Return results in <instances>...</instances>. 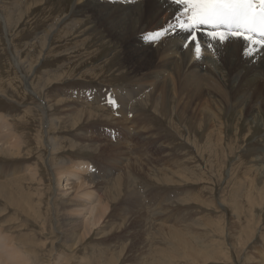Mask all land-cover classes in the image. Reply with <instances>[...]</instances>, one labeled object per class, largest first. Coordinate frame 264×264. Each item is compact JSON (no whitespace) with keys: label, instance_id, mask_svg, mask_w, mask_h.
<instances>
[{"label":"rangeland","instance_id":"374dc122","mask_svg":"<svg viewBox=\"0 0 264 264\" xmlns=\"http://www.w3.org/2000/svg\"><path fill=\"white\" fill-rule=\"evenodd\" d=\"M36 1L0 0V115H6L9 120V126L0 129V141H3L0 142V168H25L19 169L14 178L4 177V190L20 200L22 207L8 200L4 213L7 217L3 221L13 216L9 227L15 235L24 237L22 240L17 238L15 245L28 258V264H169L171 261V264H261L262 261L264 264V174H255L254 171L243 175L245 169L254 166L262 169L264 166V97L258 100L261 104L255 110L260 122L251 117L246 106L242 110L225 108L223 117L216 123L199 110L201 115H195L191 109L184 120L182 115L174 112L175 107L181 111L175 99L165 110L153 103L146 104L144 121L137 116L130 119L122 105L126 102L119 99V108H116L106 100L114 91L134 87L131 82L137 78L135 75L147 76L142 83L156 81L159 52L149 49L143 51L145 58H138L139 52L132 44L140 36H131L132 33L116 37L110 35L96 8L88 10L81 19L84 22L82 26L87 27L85 32L82 28L80 35L68 33L72 25L70 19L79 0ZM4 15L9 29L4 24ZM10 16L12 18L9 19ZM149 16L144 13L141 20L149 21ZM57 22L60 24L55 26ZM166 36H158L156 44L165 41ZM189 39L186 38L187 42ZM205 40L200 39L203 52L214 55L212 50H205ZM185 49H194V46ZM259 53L262 56L264 50L259 49ZM237 56L239 58L240 55L237 53ZM219 63L214 60L215 65ZM240 66V61L233 64V68ZM238 81L241 85V78ZM152 89L154 91L155 87L145 91ZM90 91L101 95L105 91L107 98L97 104L95 100H86L81 93ZM189 93L186 90L182 94L188 96ZM158 95L162 97V92L159 91ZM57 98L65 100L59 104ZM151 98L147 100L152 101ZM194 99L203 106L212 105L213 110L219 107L216 101H209L200 93H195ZM67 101L82 110L102 107V110L92 113L105 119L89 121L78 114L73 116L76 120L69 118L63 114V108L70 104ZM154 109L157 110L154 112ZM106 112L118 120L125 119L128 126L105 121ZM45 115L51 123L46 122ZM103 121L105 123L99 125ZM184 123L189 130L183 129ZM130 126L131 130L128 129ZM90 130L94 132L92 136ZM10 131H15L23 141L19 152L7 150ZM86 131L89 133L84 135ZM142 134H145V139L140 138ZM94 141L100 147L97 151L91 148ZM109 142L131 151L121 147L115 150L108 148ZM57 144L58 149L55 150ZM125 155L129 158L125 159ZM169 157H173L174 162H169ZM114 158L123 161L120 171L113 162L110 163ZM65 159V167L69 169L63 174H66L64 180L60 177L61 186H57L58 169L55 165ZM133 164L145 167L147 175L139 167L137 171ZM26 165L36 168V172L26 169ZM80 167L88 169L85 174L77 173ZM105 170L109 173L106 178L112 177L114 181L125 174L126 182L121 185L105 183L103 192L102 184L88 181L93 177L90 173L100 177L107 173ZM70 183L81 184L82 188L72 189ZM116 184L120 187L113 190L107 212V215L113 214L100 223L103 229L91 225L92 231L81 243L73 245L69 242L65 236L66 215L62 202L70 198L85 203L83 195L94 194L97 189L103 195ZM92 198L94 201H87L94 209L99 206V200L96 196ZM183 199L187 201L183 202ZM125 200L126 211L120 214L116 206ZM5 205L0 197V206ZM164 208H168L164 210L165 214L162 212ZM157 209L162 214L156 212ZM83 215L84 212L76 214L80 224L86 219ZM124 215L129 220L127 216L123 219ZM183 216L188 217L186 222L190 228L184 229V225L179 223ZM235 221L241 226H235ZM163 223L170 226L164 227ZM123 224V230L115 229ZM175 231L180 235H175ZM111 257L114 260L107 261Z\"/></svg>","mask_w":264,"mask_h":264},{"label":"bare ground","instance_id":"6f19581e","mask_svg":"<svg viewBox=\"0 0 264 264\" xmlns=\"http://www.w3.org/2000/svg\"><path fill=\"white\" fill-rule=\"evenodd\" d=\"M79 1L76 2V7H75L74 12H73L74 15L70 19V21L72 22V25L69 28L68 33L72 34L73 32H77V34L80 35L82 33L81 29L84 28L82 26V24L84 22L81 19H84V16L87 15L88 10L94 11V10H92V8H96V11H98L100 14V21H102L103 24L108 27L107 31L109 32L110 35H113L116 37L117 35L124 36L126 34L132 33L131 36H133V35L140 36L139 40H137V42L136 41L133 42V44H132L134 46V49L137 52H139L138 58H145L146 55H143V53H144L143 51H147L149 49L155 50V52L156 51L159 52L158 61H157L156 67H155L156 72H157V74L155 76L157 78L156 81H151V82L147 81L146 83H142L143 81L146 80L147 76L143 75L142 77H140L141 75L140 76L135 75V76H137V78H135L131 82V83L135 84L134 87L121 88V89L111 93L110 97L116 99L117 101H119V99H121L122 101L126 102V104H122V105L125 106L126 115L128 117H130V119H134L135 116H137L140 120L144 121V120H146V117H147L146 116L147 115L146 104L153 103V104H156L158 106H161V108L165 110L167 105H169V102L171 104V101H173V99H175L178 103V108L183 112L178 111L176 107L174 109V112L176 114L182 115L183 118L185 117V114L187 115L188 112H190L189 109H191V110H193L192 112H194L195 115L196 114L197 115L199 114L198 116H200L201 114H203L204 116L206 115L208 119H211L214 123H216V121H220L221 118L223 117V111L225 108L230 110V108H232V107H238L240 110H242L244 108V106H246V111H248V113H250L251 117L255 118V121L260 122V118L258 116H256L255 110H256V108L258 109V105L261 104V103L260 104L258 103V100L260 98L264 97V73L262 74L263 69H262V67H260V66H262L261 65L262 61L264 62V54L262 56H260V53H259V49L264 50L263 47H259L258 45L253 46L248 41H245L242 38H235V37H232L233 40H231L229 38L227 41L221 43L218 41L211 40L210 37H208L205 33L198 32L197 35H198L199 41L201 38L207 40V44H206L207 46L205 47L206 48L205 50H208V51L212 50V52L215 53L214 55H216V57L214 55H212L213 53H211V55L213 56L212 57L211 55H207L206 53L203 52L202 57L197 58L194 49H185L184 50V44L187 43L186 38L190 37L188 32L181 31L178 28H170L167 32V36L165 38V41H162V42L160 41L157 44H156V39L153 40L149 36V34L152 35V34H155L157 32H160L161 30L165 29L167 26H169L170 23H172V24L176 23L174 17L179 12H182L183 9L181 6L172 4L171 0H100V1L99 0H79ZM144 13L147 15H150L149 17H147V19H149V21H142L141 20L143 18ZM11 14H14V13H11ZM4 16L5 17H4L3 21L5 22V20H7V18H6V15H4ZM10 18H12V17L10 16L9 19ZM154 21H155V23H152ZM58 23L59 22H57L55 24V26H58ZM4 24H6L7 29H9L8 24L6 22ZM127 25H129V26L131 25V26L128 27ZM85 30H87V27L84 28L83 32H85ZM147 30H149V32L147 34L143 35V33H145V31H147ZM52 31H53V29H52ZM46 35H47V33H46ZM50 35H51V33H49V36ZM163 35H165V34H163ZM141 37H143V38L141 39ZM140 41H143V43L145 45L142 44ZM147 44H149V45H147ZM190 44H188V46H190V48L192 47V45L195 46L194 42L190 43ZM209 45H212V48H210ZM154 47H155V49H154ZM255 47H257L259 49H256ZM213 48H214V51H213ZM193 53L195 54L194 58H197V59L192 62L191 59H194ZM237 53L240 55L239 58L237 56ZM215 59L220 62L219 65L214 64ZM236 61H240L241 66L238 68H233V64L236 63ZM147 62L150 64L151 61L148 60ZM216 63H218V62H216ZM16 64H17V62H16ZM166 72H167V74L165 75ZM260 74H261V77H260ZM167 75H169V78L166 77ZM159 77H160V80H158ZM240 78L242 81L241 85H239V83H237V82H239L238 79H240ZM149 87L150 88L155 87V90L153 91V89H152L150 91H145L146 88H149ZM27 88H28V86H27ZM186 90L190 91L188 96L185 94H182ZM143 91H145V92H143ZM159 91L162 92V97H160V95H158ZM147 92H149V93H147ZM152 93H156V94H152ZM195 93L196 94L200 93V94L206 96L208 98V100L210 99L212 101H216V103L219 105V107L214 108V110H215L214 111L212 105H206L204 103L205 105L203 106L202 103H200V102L198 103V101L196 99H194ZM248 93H249V95H248ZM101 94H99L98 92H94V91L81 93V95L86 100L87 99L92 100V101L95 100L96 104L99 102H102L103 99L107 98V96L104 95L105 91H103V95H101ZM149 97H152L151 98L152 101L147 100ZM99 99L101 101H99ZM63 100H65V99L64 98H57V103L60 104V103H62ZM67 102L70 104L68 106H66L65 109L63 108V114L65 113L64 115L69 117V118H73L74 115L78 114L79 117H81L85 120H89V121L90 120H93V121L94 120H101L102 121L105 119V118L102 119L101 118L102 116L99 118L98 114L92 113L94 111L102 110V107H95L93 109L82 110V109H78L72 102H70V101H67ZM195 105H196L195 109H192V108H194ZM68 108H69V110H67ZM155 110H157V109H154V112H155ZM198 110L201 111V114L198 113ZM168 111L170 112V110H168ZM46 112L47 111H45L44 113H46ZM74 113H76V114H74ZM106 114H107V112H106ZM105 117H106L105 121H108V122L111 121V122H115L117 124L121 123V124H124V126H126V127L128 126V123L125 119H119L118 120L117 118L112 117L108 114ZM186 118H187V116H186ZM45 119H46V122L51 123L46 115H45ZM73 119H75V118H73ZM184 120H185V118H184ZM8 121L9 120H7L6 115L5 116L0 115V125H1L0 129L6 128L7 126H9ZM105 121H103L102 124L99 123V125H103L105 123ZM74 123H75V121L73 120V124ZM178 127H180V126H178ZM184 127H186L189 130L188 125H186L185 123H184L183 129H184ZM131 128H132L131 126L128 127L129 130H131ZM154 131H153V133H154ZM46 132H47V130H46ZM92 132L93 131H91L90 133H92ZM136 132L139 133L138 131H136ZM150 132H152V130H150ZM88 133H89V131L88 132L86 131V133H83V134L86 135ZM93 133L90 136H92ZM4 135H6V133ZM144 135L145 134H142V137H140V138L145 139L146 137ZM1 136L2 135L0 133V137ZM84 137H86V139H87V136H84ZM88 137H89V135H88ZM156 137H158V136H156ZM90 139H92V138H90ZM105 141H107V140H105ZM157 141L159 142V140H157ZM0 142H3V141H0ZM6 143H8L7 150L9 149V150L14 151V152L15 151L19 152L20 150H22L23 141L19 139V136H17V134H15V131H10V133L7 136ZM109 143H111V144H107L108 148L113 147L112 149L115 150V149L121 147V146H119V144H115L114 142H109ZM95 144H98V142L94 141L91 148L97 151L100 147L98 148L99 145L96 146ZM48 145H50V144H48ZM156 145H158V144L156 143ZM54 149L55 150L58 149V144H57V146H55ZM122 149H124V150L128 149V151L130 150L129 148H122ZM9 150H8V152H11ZM128 151H126V152H128ZM118 152H119V150H118ZM115 155H117V154H115ZM126 155H127V153H126ZM126 155H125V157H127V158H125V159H128L129 156H126ZM117 156H114V157L117 158ZM118 157H120V156H118ZM107 158H108V156H107ZM157 158H156V160H157ZM172 158L168 159L169 162H174L173 161L174 159L172 160ZM262 159L264 161V156ZM117 160H118V158H117ZM117 160L116 159L115 160L110 159V163L113 162L114 167H116L118 169V171H120L121 166L123 164V161L120 162V159H119V161H117ZM139 161H141V160H139ZM175 161H178V159ZM129 162L131 163V161H129ZM141 163H143V162H141ZM106 164L108 165V163H106ZM51 165L53 166V164H51ZM65 165H67L66 159L60 161L57 165H55L56 168L58 169L57 178H56V181H57L56 183H58L57 186H59V185L61 186V184H62L60 177H62L63 180H64V177H66V174L65 175H63V174L66 173L69 168L67 166V169H66ZM176 165H177V163H176ZM55 166H53V167H55ZM117 166L120 168H118ZM132 166H134L135 169H137V167H139L140 171H142V173L147 175V170L145 167L142 168L138 164H133ZM145 166H146V164H145ZM240 166H241V164H240ZM33 168L34 167H29L26 165V169H30L32 173H35L36 168H34V169ZM110 168H112V167H110ZM169 168L172 169L170 166H169ZM19 169L24 170L25 168H21L19 166L12 167V168L10 166H9V168L4 166V167L0 168V171H2V174L0 173V197L2 198V200L5 201V204H6L5 207L0 206V217L2 218V221L0 223L1 224V227H0V264H28V258L26 259L24 257L25 255L23 254V251L20 248H17L15 245V243L18 242V239L22 240L24 237L22 235H15L13 233V230H11V227H9L10 223L13 220V216L9 220L3 221L4 218L7 217V216H5L4 213L7 210V201L8 200H11L16 206L22 207L20 200H18L12 194H7L8 193L7 190H4V187H3L6 185L3 182L4 177L7 178L10 176V177L14 178V176L18 175L17 173L19 172ZM75 169L77 170V168H75ZM124 169H125V167H124ZM87 170L88 169H86V168L80 167L77 170L78 172L77 171L76 172L81 174V172L84 173V171H87ZM112 171H113V169H112ZM128 171H129V169H128ZM137 171H138V169H137ZM175 171H177V170H175ZM245 171H247V172L245 173ZM254 171H255V174H258V173L264 174V166L262 167V169H260L259 167H255V166L253 168H250V169H245L243 171V175H248L249 172H251L250 174H252ZM139 173H141V172H139ZM90 174H92L93 177L91 179H89L88 181L91 183H94V184H102V185H100V188L102 191L104 188L102 186H103V184L105 186V183L106 184L107 183H120V185H121L122 182L124 183V182H126L125 180H127V177L125 176V174L123 176L121 175L120 177H117V179L114 181L112 180V177L106 178L107 176H109L108 172L105 173V175H101L100 177L97 174H93V173H90ZM110 174H111V172H110ZM173 174H175V172ZM184 176L185 175H183V177ZM172 178H174V177H172ZM102 179H104V180H102ZM9 180H11V179H9ZM180 180H182V179H180ZM81 184L86 185L85 182H81ZM81 184L76 185L74 183H70L69 185L72 186L71 187L72 189L74 188L77 190L78 188H80V189L82 188ZM120 185L116 184V185H112L110 187L108 186L109 189H107V191L103 195H102V193L104 191L102 192L101 190H98V189L94 194H91L87 191L89 193V195L88 194H86V196L83 195V197L86 199V201H84L85 203L81 202L78 199L73 200L70 198H69V200H64L62 202L61 207L64 209L65 215H66V216L64 215L65 216V234H66L65 236L67 237L69 242H72L73 245L81 243V241L84 240L92 231L90 228L91 225H94L96 229H98V228L103 229V227H100V223L106 221V219H105L106 216L110 218L111 214H113V213H110V215H107L108 210H110L109 209L110 208V205H109L110 204L109 203L110 196H111L113 190L114 189L117 190L120 187ZM128 187H130V186H128ZM92 189L94 190V188H92ZM98 192H99V194H96ZM92 195L98 197V200H99V206L94 208V209L91 208L94 206L89 205L88 203H90V202L87 201V200H89V201L93 200ZM71 197H72V194H71ZM80 197H82V195ZM116 200H118V199H116ZM182 201L186 202L187 199L186 200L183 199ZM125 202H126V200L122 201L119 205L116 206L117 207L116 210L120 211L119 212L120 214H122V211L123 212H124V210L126 211V208H124ZM92 204L95 205L93 202H92ZM130 204L132 205L131 201H130ZM235 206L240 207V205L239 206L235 205ZM132 208L134 210L133 205H132ZM165 209H168V208H164L162 210V212L164 214H165V212H164ZM248 209H250V208H248ZM82 212H84L86 219L83 218L84 221L81 223L82 224L81 225L78 221V218L76 217V214L82 213ZM130 212L133 213V211H130ZM156 212H159L162 214V212H160V209H157ZM84 215H83V217H84ZM126 216L127 215H124L122 218L124 219V218H126ZM117 218H119V216ZM187 219H188L187 216L186 217L183 216L182 220L181 221L179 220L180 221L179 223L181 225H184L183 226L184 229L191 227L190 224L188 222H186ZM128 220H129V217H128ZM179 223H177V224L180 225ZM234 225L235 226H241L236 221L234 222ZM66 226H68V228H66ZM124 226H125V224H123L122 227L120 226V228H115V229H122ZM163 226L168 227L170 225H166V224L164 225V223H163ZM160 228L158 227V229H160ZM133 231H134L133 233H135V229H133ZM100 232H102V231H100ZM169 232H171V231H169ZM174 233H175V235H180V233L177 231H175ZM168 234H170V233H168ZM171 236L172 235H170V238H172ZM102 247H103V245H102ZM113 254H115V253H113ZM110 255H112V254L110 253ZM11 258H13V259L11 261H9ZM113 260H114V257H111L107 261H113ZM259 261H261V260H259ZM171 262H169V264H171ZM262 263H263V261H262Z\"/></svg>","mask_w":264,"mask_h":264},{"label":"snow or ice","instance_id":"6c2138e0","mask_svg":"<svg viewBox=\"0 0 264 264\" xmlns=\"http://www.w3.org/2000/svg\"><path fill=\"white\" fill-rule=\"evenodd\" d=\"M172 4L181 6L183 11L175 15V24L170 23L152 34L153 40L167 34L170 28L188 32L190 39L184 47L194 42L197 58L203 55V45L197 35L201 30H205L213 41L223 43L235 37L253 46L264 47V0H172ZM106 102L119 108V103L112 97H108Z\"/></svg>","mask_w":264,"mask_h":264}]
</instances>
